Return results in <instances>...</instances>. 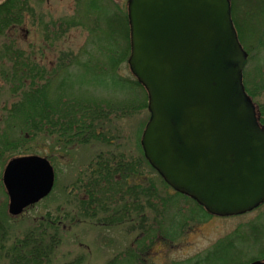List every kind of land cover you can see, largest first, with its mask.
Returning <instances> with one entry per match:
<instances>
[{
	"label": "trees",
	"instance_id": "trees-1",
	"mask_svg": "<svg viewBox=\"0 0 264 264\" xmlns=\"http://www.w3.org/2000/svg\"><path fill=\"white\" fill-rule=\"evenodd\" d=\"M74 1L73 13L78 19L81 15L79 22L76 18L70 24V18L67 20L63 16L45 21L42 39L45 43H35L30 46V51L23 44L22 36L29 35L31 30L26 24V15L31 14L30 22L38 24L32 4L41 0L0 2V81L8 85L11 93L18 95L11 104L8 100L9 106L3 107L2 123L5 127L0 134V158L4 151L13 156L21 148L26 151L30 144L49 140L51 150L65 153L69 160L84 148L90 152L88 162L63 189L68 209L61 204L57 207L59 214L48 211L18 221L21 215L12 216L5 209V204L0 205V264H61L57 257L61 255L59 250L69 222L72 225L87 222L97 227L125 224L129 233L137 234L129 247L118 251L114 257L124 255L128 256L129 262L144 264V259L152 252V243L155 240L168 245L174 243L173 237L183 226L182 222L187 220L184 217L185 220L175 222L170 218L168 223L167 205L156 210L154 202H179L181 199L178 198L183 197L194 205L192 214L201 213L202 218L210 216L196 201L174 191L150 165L140 143L142 128L138 131L135 152L128 150L132 145L121 144L125 140L124 128L121 127L123 120H128L132 112L135 115L136 110L133 109L147 107L143 86L136 79L130 80L118 73L130 54L126 7L120 6L117 0ZM231 6L239 39L251 60L254 44L247 42L245 32L255 33L259 44L257 52L261 48L264 52V0H231ZM86 27L90 32V43L96 50L89 51L86 58V53L76 57L71 55L68 60H73L69 64H65L66 51H61L59 59L52 63V58L59 55L51 50L52 40L61 37L63 29L69 32ZM260 57L264 63L263 56ZM61 67L66 76L58 80L54 91L55 68ZM245 74L246 90L258 102L259 121L264 125V104L255 99L256 96L264 97V69L259 70L257 80L255 75L253 79L250 75V85L255 81L251 88ZM80 84L95 87L92 91H103L98 96H77V92L84 91ZM252 88L257 95L251 91ZM127 91H133V99L126 96ZM147 168L159 177L152 179L160 184L162 192L169 191L168 200L154 182L147 184L143 181ZM182 211L180 208V215H184ZM162 219L168 223L165 231L161 226L152 229L161 225ZM171 225H175L174 228ZM263 236L264 225L248 223L244 231L235 230L224 240H218L205 256L194 261L184 259L181 264H247L249 255L253 254V246ZM261 251L264 253V249ZM64 264H81V261Z\"/></svg>",
	"mask_w": 264,
	"mask_h": 264
},
{
	"label": "water",
	"instance_id": "water-1",
	"mask_svg": "<svg viewBox=\"0 0 264 264\" xmlns=\"http://www.w3.org/2000/svg\"><path fill=\"white\" fill-rule=\"evenodd\" d=\"M128 17V62L148 92L141 143L150 164L212 214L259 206L264 127L245 91L248 55L230 0H128ZM54 180L47 158H12L3 173L9 212L20 214L47 196Z\"/></svg>",
	"mask_w": 264,
	"mask_h": 264
},
{
	"label": "rangeland",
	"instance_id": "rangeland-1",
	"mask_svg": "<svg viewBox=\"0 0 264 264\" xmlns=\"http://www.w3.org/2000/svg\"><path fill=\"white\" fill-rule=\"evenodd\" d=\"M41 0V2L32 4L35 6V14L36 18L39 21L38 24H32L30 22L31 14L26 15V24H28L31 28L29 35L23 34V44L29 48L28 51L31 50L30 46H33L35 43L43 44L45 43L43 39V31H44V23L45 21H50L53 17L58 18L63 16L67 20L70 18V24L72 23V19H76L77 16L73 13L75 1L74 0ZM120 6H125L127 10V0H117ZM32 11H34L32 9ZM81 15L79 14V19ZM78 19V18H77ZM78 19V22H79ZM68 31V30H67ZM63 29V33L61 37H57V40L53 41V45H51V50L54 53H59V55L54 56L51 60L52 63H55L56 58L59 59L61 55V51H66V60L65 64H69L72 60H68L71 55L80 56L86 53V58L91 50H96L94 45L90 42V32L87 29L79 28L74 30H69L67 32ZM264 34V29L262 27V35ZM245 39L249 44L252 45L255 50L252 51L253 58L250 60L247 66V79L250 85V75L252 79L255 75H259V70L264 69V63L260 60L261 56L264 58V52L262 48L260 52H257V48H259V44H257L255 33H251L250 30L245 32ZM50 42V43H52ZM49 45V44H48ZM256 48H255V47ZM53 55V54H52ZM96 57L99 55L95 52ZM73 57V58H74ZM83 58V57H81ZM37 59H39V55H37ZM49 59H51V55L49 54ZM261 61V62H259ZM74 68V65L71 67ZM56 70V83L54 91H56V85L58 80L62 77L66 76L65 71L61 68H55ZM118 73L122 75L124 78L134 80L136 79L134 74L132 73L129 64L123 63L119 69ZM257 80V78H256ZM81 83V79H80ZM255 84L252 82V85ZM84 91L77 92V96L80 95H92L97 94L100 95L103 89H99L97 91H92L95 87H89L84 84H80ZM250 85V88L251 86ZM0 134L2 132V128L5 127L3 125L2 117H3V107L4 105H10L12 101L18 98L17 94L11 93L8 88V85L0 81ZM140 93H142L141 89H138ZM257 95V92L254 88L251 89ZM122 94H126L122 92ZM109 95V94H106ZM130 99H133V91L128 92L127 95ZM123 97V95H120ZM255 98V97H254ZM258 98V99H257ZM260 104H264V97L256 98ZM8 100H10V104H8ZM255 104L258 105V102L255 101ZM136 110L135 115H130L128 120H123L121 127L124 128L125 140L121 141L122 145H132L131 150L135 152L137 145V136L138 131L142 128L144 130L145 124L147 123L150 113L148 107L133 109ZM132 116V117H131ZM142 134V132H141ZM1 136V135H0ZM13 138V137H11ZM141 138V137H140ZM4 151L3 149H1ZM52 156L49 157V155ZM23 155H41L47 156L49 160H51L55 172H56V183L53 190V193L49 195L47 198L43 199L41 202L36 205L28 208L21 218H31L40 214H44L48 211L59 214L57 207L59 205H64L67 209L68 207L65 205V192L63 189L66 188L67 185H70L71 182L76 178L78 174V170L81 169L89 160L90 152L88 149L84 148L81 151L77 152L71 160L67 158L66 154L59 150H51L50 148V140L47 142L39 141L36 144H30L29 148L23 150L21 148L19 152L15 155H11L7 151H4L2 155V159L0 158V178L2 180L3 171L5 166L9 160L14 157L23 156ZM146 168V167H145ZM149 169V170H148ZM144 182L149 184L150 182H154L156 178H159L155 172H153L150 168L146 169ZM154 178V179H152ZM0 181V205L5 204V209L8 211V203L9 197L7 195L6 189L4 185ZM158 190H160L162 194L168 197L170 195L169 191L165 190L162 192L163 188L160 184L155 183ZM172 193L174 191L170 190ZM78 194L79 191L75 190ZM74 195V194H73ZM179 202H169L159 204V202H154L153 208L158 210L159 207L166 204V217L168 218V223H170V218L175 219V222H179L184 217L187 219L186 223L182 222L183 226H181L178 234L173 237L174 243L168 245L162 241L155 240L150 247L153 248L151 254L149 253L148 258L144 259V264H181L184 259L186 261H194L198 257L205 256L208 252H210L218 240H224L226 237L230 236L235 230L244 231L245 225L251 222L264 225V205L256 209L252 212L239 215V216H212L202 218L201 213L192 214V210L194 209V205L181 197ZM157 200V197H156ZM182 209L184 215L179 214V209ZM191 209V210H190ZM191 211V212H190ZM133 215H135L133 213ZM182 216V217H181ZM161 225H155L154 230L158 229L159 226L162 227V231H165L166 226H168L167 221L163 222L161 220ZM23 223V222H22ZM24 224V223H23ZM21 224V225H23ZM66 224V223H65ZM69 224V225H68ZM67 224L66 231L64 232V238L61 242L60 250L61 255L57 257V260L62 264L66 262H73V260H80L81 264H139L137 261H128V256L122 257H114V254L118 251L129 247V243L134 239L137 233H129L126 225H118V226H92L91 224L79 223V224H71L70 222ZM174 228L175 225H171ZM155 233V231L153 232ZM162 232L158 233L161 234ZM253 254L249 255V262L256 259H264V253L261 250L264 249V236L260 239L255 246H253ZM122 253V252H121ZM252 258V259H251ZM183 260V261H182ZM248 262V263H249ZM247 263V264H248Z\"/></svg>",
	"mask_w": 264,
	"mask_h": 264
},
{
	"label": "flooded vegetation",
	"instance_id": "flooded-vegetation-1",
	"mask_svg": "<svg viewBox=\"0 0 264 264\" xmlns=\"http://www.w3.org/2000/svg\"><path fill=\"white\" fill-rule=\"evenodd\" d=\"M2 0H0V2H1Z\"/></svg>",
	"mask_w": 264,
	"mask_h": 264
}]
</instances>
